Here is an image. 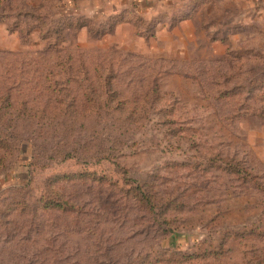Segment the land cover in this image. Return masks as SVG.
<instances>
[{
  "label": "rangeland",
  "instance_id": "1",
  "mask_svg": "<svg viewBox=\"0 0 264 264\" xmlns=\"http://www.w3.org/2000/svg\"><path fill=\"white\" fill-rule=\"evenodd\" d=\"M133 1L0 0V264H264V0Z\"/></svg>",
  "mask_w": 264,
  "mask_h": 264
},
{
  "label": "crops",
  "instance_id": "2",
  "mask_svg": "<svg viewBox=\"0 0 264 264\" xmlns=\"http://www.w3.org/2000/svg\"><path fill=\"white\" fill-rule=\"evenodd\" d=\"M133 2H135V4H141V5H152L153 3H155V0H134Z\"/></svg>",
  "mask_w": 264,
  "mask_h": 264
},
{
  "label": "trees",
  "instance_id": "3",
  "mask_svg": "<svg viewBox=\"0 0 264 264\" xmlns=\"http://www.w3.org/2000/svg\"><path fill=\"white\" fill-rule=\"evenodd\" d=\"M61 209H66V207L63 205V206H60Z\"/></svg>",
  "mask_w": 264,
  "mask_h": 264
}]
</instances>
